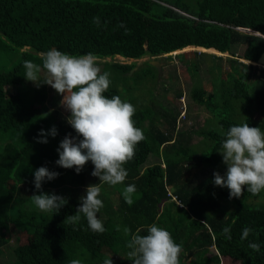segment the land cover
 Listing matches in <instances>:
<instances>
[{
	"label": "trees",
	"instance_id": "1",
	"mask_svg": "<svg viewBox=\"0 0 264 264\" xmlns=\"http://www.w3.org/2000/svg\"><path fill=\"white\" fill-rule=\"evenodd\" d=\"M237 43L246 45L241 55L231 51ZM189 46L232 54L229 89L222 88L219 98L206 95L199 79L194 83V100L212 114L207 126L196 130L178 127L177 108L157 100H152L153 108L137 104L134 90L142 88L151 97L161 76L150 61L133 75L135 62H102L101 73H111L105 95H118L135 106L133 119L145 139L124 165L128 175L123 184L100 185L104 207L97 216L105 232H91L83 215L75 225L63 223L75 214L87 186L98 184L99 178L91 175V161L79 174L55 163L60 141L77 133L60 108L61 94L50 85L26 80L23 62L42 65L41 54L52 48L76 56L92 53L101 61L116 56L161 58ZM0 50L20 54L10 70L0 69V254L5 256L2 247L11 249L9 264H70L73 259L103 264L110 258L113 264H132L124 228L146 235L153 223L182 244L180 264H264V206L249 203L262 192L245 190L229 199V189L213 183L214 172L223 175L227 170L216 151L221 132L244 122L264 131V66L249 63L264 52V0H0ZM193 54L189 70L194 76L200 66L196 56L223 59L206 51ZM208 68L213 73L211 62ZM45 75L42 70L38 82ZM142 76L151 85L140 86ZM175 91L181 99L183 89ZM213 119L218 128L212 126ZM53 126L55 137L50 135ZM41 129L47 143L39 142ZM196 135L202 138L197 143ZM151 156L158 160L148 163ZM42 166L59 176L36 190L34 172ZM130 184L136 187L131 206L122 195ZM39 191L68 202L54 215L21 205L32 203L31 196ZM246 228L251 231L243 237ZM253 243L260 246L258 252L250 247Z\"/></svg>",
	"mask_w": 264,
	"mask_h": 264
},
{
	"label": "clouds",
	"instance_id": "2",
	"mask_svg": "<svg viewBox=\"0 0 264 264\" xmlns=\"http://www.w3.org/2000/svg\"><path fill=\"white\" fill-rule=\"evenodd\" d=\"M40 59L42 65L30 60L23 62L24 77L38 86L42 83L50 85L62 94V105L70 112L67 122L77 133L76 137L68 134L60 141L59 159L55 163L65 169L75 168L79 174L91 161L94 165L91 175L99 178L98 184L87 186L75 214L66 216L63 223L75 225L83 215L89 230L102 234L106 229L97 216L104 207L99 198L100 185L123 184L128 175L124 165L134 158L136 146L145 139L133 119L136 108L118 95L111 98L105 95L111 84V73H101L92 53L76 56L52 48L42 53ZM42 70L46 75L43 82H38ZM50 135H57L55 126ZM221 136L223 139L216 151L222 155L227 170L224 175L214 172V185L227 187L229 199L241 197L245 190L252 195L264 191V131L244 122L230 126L226 132H221ZM40 137L39 142H48L45 130H40ZM58 176V172L39 167L34 172L35 189L41 190L43 182ZM135 193L134 184L123 189V198L129 206L134 203ZM31 200L38 210L53 215L68 202L63 196L43 191L33 194ZM250 231L244 229L243 237ZM224 233L227 235L229 229L225 228ZM124 234L130 237L126 247L129 249L127 259L132 264H180L182 244L176 243L171 233L157 224L149 225L146 235L139 231L132 233L128 227L124 228ZM227 238L230 239V235ZM250 247L257 252L260 250L258 244H250ZM70 264H81V261L73 259ZM103 264H113V261L105 259Z\"/></svg>",
	"mask_w": 264,
	"mask_h": 264
},
{
	"label": "rangeland",
	"instance_id": "3",
	"mask_svg": "<svg viewBox=\"0 0 264 264\" xmlns=\"http://www.w3.org/2000/svg\"><path fill=\"white\" fill-rule=\"evenodd\" d=\"M249 32V31H248ZM246 45L237 43L232 47V52L237 53L241 55L244 52ZM203 47H193L190 46L179 49L177 51L164 54L163 56L158 57H151V56H143L139 59H125L121 58L119 56H116L114 58H106L97 60L99 63H97L98 67L102 71L103 64L105 60H109L112 62H122V63H133L135 62L137 65V69L133 71V73L138 72L140 66L145 65L147 61H153L158 60L162 64L163 73L161 74L159 81L156 82L153 88V93L150 97L148 93L144 89H135L134 90V97L135 99H138V105L139 106H148V107H154L152 100H157L158 104H164L172 108H177L180 111L179 114V122L178 127L183 128L185 130H196L207 126V120L212 118V114L205 108V106H201L198 104L193 96H192V88L194 86V83L197 79H199L205 88V94H214L217 98H219L222 88L229 89L230 85V71H231V64L229 62V59L232 57L231 52L222 53L217 52L214 48H206L207 50H203ZM199 50V51H206L212 54H215L218 56H222V60H218L217 58H210V57H203L202 55L196 56V59L199 62V73L198 75L194 76L192 68L189 67L192 59H193V52ZM183 53L185 54V57H179L178 54ZM207 58V59H206ZM20 59V54L16 52L15 50L6 52L5 50H0V69L4 70H10L15 64L18 63ZM209 60V61H208ZM209 62H211L214 65V71L211 73L209 71L208 65ZM251 64L256 65L253 62H249ZM135 68V67H134ZM138 70V71H137ZM192 71V72H191ZM195 72V71H194ZM131 73V71H130ZM132 73V75H133ZM255 76L254 72L251 74V77ZM141 78V77H140ZM142 80H139L141 82L140 86L145 85H151L150 81H147L145 77L142 76ZM179 87L183 89V96L181 99H177L175 96V90H177ZM54 93V91H52ZM143 97L145 98V101L143 100ZM63 96L61 94V105L60 108L62 111H65L67 113H64L67 118L70 115V112L62 105ZM187 109L186 112V118H182L181 115H183L184 111L183 108ZM150 115L153 114V111L151 108L148 109ZM156 115V113H155ZM213 125H215V120L213 119ZM214 127L218 128V125L216 124ZM202 138L200 136H194L193 141L195 143L199 142ZM158 158L155 156H151L148 160V163L156 162ZM207 169V168H206ZM207 173L212 174V169H207ZM226 173V170L223 172V175ZM198 176H202L200 173ZM203 177V176H202ZM9 185H14L10 184ZM69 186L63 189V195L65 197L69 196ZM259 198H264V192L262 191V194L257 199H251L249 201L250 205L254 207H260L264 206V203ZM26 204L21 203L22 206H26V208H35V206L32 203ZM13 241H11V244H14V237L11 238ZM2 250L5 252V256L0 254V263L1 264H9V260L11 259L9 255L10 248L2 247ZM9 255V256H8Z\"/></svg>",
	"mask_w": 264,
	"mask_h": 264
},
{
	"label": "water",
	"instance_id": "4",
	"mask_svg": "<svg viewBox=\"0 0 264 264\" xmlns=\"http://www.w3.org/2000/svg\"><path fill=\"white\" fill-rule=\"evenodd\" d=\"M150 64H152L153 66H155L158 71H159V74H162L163 72V69H162V64L158 61V60H153V61H150ZM256 65H263L264 66V52L261 54V56L258 58V61L255 63ZM137 69V67H135L131 73H133V71Z\"/></svg>",
	"mask_w": 264,
	"mask_h": 264
},
{
	"label": "built area",
	"instance_id": "5",
	"mask_svg": "<svg viewBox=\"0 0 264 264\" xmlns=\"http://www.w3.org/2000/svg\"><path fill=\"white\" fill-rule=\"evenodd\" d=\"M185 109H186V108H183V111H184V113H183V118H185V115H186Z\"/></svg>",
	"mask_w": 264,
	"mask_h": 264
},
{
	"label": "bare ground",
	"instance_id": "6",
	"mask_svg": "<svg viewBox=\"0 0 264 264\" xmlns=\"http://www.w3.org/2000/svg\"><path fill=\"white\" fill-rule=\"evenodd\" d=\"M193 47H194V46H193ZM190 48H191V46H190ZM202 49H203V50H207V49H206V48H204V47H203ZM216 51H217V50H216ZM217 52H219V51H217ZM253 63H256V62H253Z\"/></svg>",
	"mask_w": 264,
	"mask_h": 264
}]
</instances>
